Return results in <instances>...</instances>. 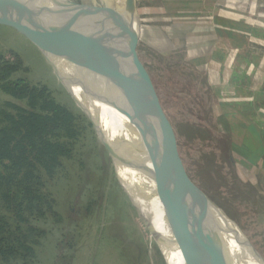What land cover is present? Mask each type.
Masks as SVG:
<instances>
[{
    "label": "rangeland",
    "instance_id": "1",
    "mask_svg": "<svg viewBox=\"0 0 264 264\" xmlns=\"http://www.w3.org/2000/svg\"><path fill=\"white\" fill-rule=\"evenodd\" d=\"M113 1L124 13L121 1ZM137 4L142 35L134 52L151 81L175 151L189 177L226 210L264 263V187L232 150L226 126L234 127V106L238 105L223 98L233 90L235 67L244 69L255 58L251 50L264 55V39L248 35L264 30V24L242 23L239 27L232 16L237 12L241 16L236 20L247 21L254 10L259 20L264 17V0H201L194 4L191 0H137ZM219 11L231 18L218 23L214 18ZM235 48L241 50V56L234 63L228 53L233 54ZM1 69L7 75L0 80V109L7 113L0 110V139L10 144L12 157H0V249L11 245L16 250L9 259L0 254V264H166L87 116H82L84 112L39 49L4 23H0ZM26 87L38 88L33 101L31 91H27L28 97L23 93ZM40 92L52 94L55 105L71 112L72 116H65L73 118L72 131L79 136L76 156L62 159L63 167L52 176L37 166L38 149L31 150L29 144L19 141L22 134L15 129L21 114L30 123L26 116L36 112L40 114L37 125L45 117V139L50 137L52 143L68 139L63 129L50 128L56 118ZM4 128L7 130L2 131ZM15 141L30 146L20 170L15 166L21 164L15 162L21 160L13 149ZM33 175H42L41 183L46 185ZM22 198L28 200L26 213L16 214ZM36 205L44 208V218L24 223ZM243 264L252 263L245 259Z\"/></svg>",
    "mask_w": 264,
    "mask_h": 264
},
{
    "label": "water",
    "instance_id": "2",
    "mask_svg": "<svg viewBox=\"0 0 264 264\" xmlns=\"http://www.w3.org/2000/svg\"><path fill=\"white\" fill-rule=\"evenodd\" d=\"M120 1L124 13L113 0H102L104 15L92 22L83 19L86 13L75 0H45L46 9L35 0H0V23L16 28L39 49L87 116L165 263L232 264L234 244L243 235L189 177L177 155L134 52L142 35L137 0ZM129 169L149 174L170 204V217L135 190ZM155 219L165 222L170 233Z\"/></svg>",
    "mask_w": 264,
    "mask_h": 264
},
{
    "label": "crops",
    "instance_id": "3",
    "mask_svg": "<svg viewBox=\"0 0 264 264\" xmlns=\"http://www.w3.org/2000/svg\"><path fill=\"white\" fill-rule=\"evenodd\" d=\"M198 1L201 0H191L193 4ZM250 14L253 17H248L247 21H238L236 17L241 15L234 12V24H239V27L242 23L264 24V17L258 20V13L254 10ZM229 18L226 12L219 11L214 20L226 23ZM228 22L232 23L230 20ZM239 34L242 36V32ZM248 35L251 39H264V30L260 28V31L255 30ZM238 37L237 35L236 38ZM240 51L235 48L233 54L228 53V59L233 56L235 63L241 56ZM251 52L255 58L250 59L244 69H241V65L235 67L233 90L228 95H223V98L226 103L235 102L238 105L234 106V127H229L233 132L232 150L239 161L253 170L257 184L264 187V55L257 50Z\"/></svg>",
    "mask_w": 264,
    "mask_h": 264
},
{
    "label": "trees",
    "instance_id": "4",
    "mask_svg": "<svg viewBox=\"0 0 264 264\" xmlns=\"http://www.w3.org/2000/svg\"><path fill=\"white\" fill-rule=\"evenodd\" d=\"M6 75L7 74L4 73V70L1 69L0 70V80L5 79ZM28 90L29 88L26 87L25 90L23 91V93L27 97L29 93L27 92ZM29 91H31V94H32L31 101H33L35 99V96L33 95L36 94L37 92L39 93V90L37 87H31ZM40 97L44 98L43 101L45 102V105L47 104L49 106L51 105L50 106L51 108L49 111L52 113V116L56 118L55 122L53 121V123H51L52 126L50 128L63 129L61 132H63V134L66 137H68V139L65 141H62V142L59 141L56 143H52L53 141L50 140V137H49V140L45 139L47 136V133L42 135L43 131L48 128V126H46L47 124L43 123V120L45 119V117L41 116L40 122L37 125L35 123V120L39 117L40 114L36 112L30 113V116H26V117H30V123H25V121H27L28 118H25V117L23 118V115L21 114L19 116L20 125L18 127H15V129L22 134V139H20L19 141H24L23 143L29 144L32 148L31 150L38 149L37 150L38 152L35 155V158H37V160L39 161L37 166H40L43 168L44 174L52 176L55 170L59 171L63 167V163H61L62 159L73 158L76 156L75 147L78 143L79 136L74 134V130L72 131L73 118L65 116V113L72 116L71 112L66 107L61 108L59 105H55L54 103L55 98L50 93L47 94L44 92L42 93L40 92ZM0 110L1 112L7 113L6 109H0ZM83 115L85 114L82 113V116ZM63 116L65 118H63ZM7 119L9 121H14L15 118L9 117ZM226 128H227V131L230 132L228 133L229 137L233 139V135H232L233 132H231V129L229 127L226 126ZM5 130H7V128L2 129V131H5ZM61 132L60 133L58 132V135L62 134ZM9 146H10L9 143L0 139V157H8L11 159L12 149H9L8 148ZM30 146L26 145L25 147H22L19 145L17 141H15L13 145V149H15V151L16 150L18 151V153L20 154L19 158H21L20 161H15V162H21L20 165L19 163L15 164L18 170L22 169V166H23L22 162L24 163L25 162L24 160L26 158V152H27L26 148ZM228 155H230V151ZM30 167L33 168L31 170L34 172L35 167L31 165ZM17 174L18 172L15 173V177L17 176ZM42 178H43L42 175H33V179L35 181H37L38 183L40 182L41 185H46L44 182L41 183ZM25 191H27L26 187L25 189L23 188L22 190L23 195L25 194ZM27 202L28 200L25 198H22L18 201V204L16 206V214L26 213L25 206L27 205ZM32 209H34V211H31L32 213L26 216L28 220H25L24 223H28L33 219L38 220V219L44 218V215H45L44 208L41 205H36L35 207H32L31 210ZM18 225H21V223L18 222ZM25 227L27 226L25 225ZM14 250H16L15 247L8 245L7 249H0V254H3V258H8L9 256L11 257V255L14 253Z\"/></svg>",
    "mask_w": 264,
    "mask_h": 264
},
{
    "label": "bare ground",
    "instance_id": "5",
    "mask_svg": "<svg viewBox=\"0 0 264 264\" xmlns=\"http://www.w3.org/2000/svg\"><path fill=\"white\" fill-rule=\"evenodd\" d=\"M35 1L39 4V6L46 9L44 3L45 0ZM77 4V8L81 6L82 10H84V12L86 13V15H83V19H86L87 21H98L104 15V5L102 0H81ZM85 80L87 79L85 78ZM122 173L126 175L125 169ZM127 173L130 179V184L134 185L133 187L137 192L139 191L152 205H154L166 217H170L172 215L170 204L156 190V187L154 186L155 183L151 181L149 174L146 175L144 174V172L132 169H129ZM155 224L165 233H170L169 228L167 227L165 222L163 223L162 221L155 219ZM174 250L177 252V258L180 259L178 249L174 247ZM245 259L247 261H250L252 264H264L261 258L255 255L253 248L250 247V245L244 240L242 236L239 241V244H234L233 253L231 255V261L232 264H243V261Z\"/></svg>",
    "mask_w": 264,
    "mask_h": 264
}]
</instances>
